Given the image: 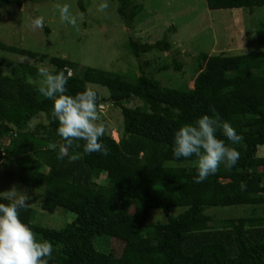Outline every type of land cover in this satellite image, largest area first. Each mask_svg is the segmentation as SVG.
Here are the masks:
<instances>
[{
  "label": "trees",
  "instance_id": "1",
  "mask_svg": "<svg viewBox=\"0 0 264 264\" xmlns=\"http://www.w3.org/2000/svg\"><path fill=\"white\" fill-rule=\"evenodd\" d=\"M23 1L38 0H0V8L20 6ZM205 1L209 9L264 5V0ZM117 2L118 14L132 29L142 4ZM79 7L85 13L82 0ZM129 45L140 72L134 80L91 67L78 72L70 59H48L54 68L51 72L73 74L67 94L74 96L90 88L89 83L104 81L109 104L120 107L119 139L108 133L102 138L108 154H85L80 141V148L69 149V155L78 156L72 163L68 156L58 160V149L48 148L63 140L57 134L58 121L51 116L52 101L39 94V85L28 80L37 75L38 67L21 63L19 72L5 74V68H14L13 62L0 56V135L15 137L12 146L0 142V159L32 155L29 164L20 169L19 180L42 188V209L52 213L63 207L74 214L64 227L49 228L34 223L35 212L28 205L20 210L21 221L38 239L53 244L49 264H264V156L257 155L258 146L264 145V49L236 55L200 53L190 81L192 88L186 84L173 88L148 76L140 59L154 48L169 51L167 40L140 43L130 35ZM0 49L37 57L31 50L1 42ZM173 64L176 70L182 67L176 58ZM132 99L139 100L140 106H129ZM210 107L242 135L240 144L231 145L239 151L240 159L230 171L221 165L215 175L196 183V157L173 156L174 133L203 114L212 115ZM40 114L45 121L32 127L31 121ZM217 136L230 144L219 130ZM101 173H105L104 184L99 186L96 178ZM242 182L246 185L243 190ZM114 188L136 193L142 201L116 203L110 195ZM237 204L255 207L247 216L218 215V219L207 210ZM172 206L186 208L168 215L165 223L147 224L151 209L167 213ZM96 235L111 237L113 246L108 252L95 247Z\"/></svg>",
  "mask_w": 264,
  "mask_h": 264
},
{
  "label": "rangeland",
  "instance_id": "2",
  "mask_svg": "<svg viewBox=\"0 0 264 264\" xmlns=\"http://www.w3.org/2000/svg\"><path fill=\"white\" fill-rule=\"evenodd\" d=\"M142 4V9L135 15L132 29L125 26L117 12V0H108L110 5L107 18L97 11L101 0H82L85 7L83 21L76 27L61 23L57 4H69L73 15L82 13L79 0H38L23 1L20 6L7 4L0 17V42L31 50L37 54L35 59L27 58L18 53L0 49V56L13 62L14 68H5V74L20 71L21 63H31L38 67L54 68L48 61L50 57H62L74 61L80 72L87 67L120 74L128 80L139 75L138 60L129 45L131 35L140 43H155L167 40L171 44L169 51L154 48L141 55L145 73L161 83L162 86L179 88L190 82L196 70V56L200 53H226L236 55L250 49H264V5L252 9L220 8L209 9L205 0H134ZM43 16L44 28L33 30L31 20ZM176 58L182 64L180 70L174 68ZM44 59V60H42ZM167 66V69L162 68ZM28 80L40 85L41 77L37 75ZM105 82L89 83L88 87L99 92L102 102L108 100L109 92ZM108 103L100 104L99 113L102 122L108 128V134L119 139L122 130L120 107ZM104 103V102H103ZM129 106H140V101L132 99ZM45 121L44 114L33 118L31 126L38 121ZM13 139L1 133V144L12 146ZM257 155L264 156V145L258 146ZM25 156V157H24ZM32 155L21 154L11 158L0 159V192L13 186L25 191L30 196L29 206L34 209V223L44 227L60 229L70 223L74 214L63 207L48 212L41 207L43 190L41 187L29 185L19 180L18 175L23 164H29ZM105 173L96 178L97 184H104ZM110 195L116 203L124 200L131 204L142 201V196L114 188ZM254 204H237L227 206H211L207 210L214 218L243 217L251 211ZM262 205V204H257ZM133 208V206L131 207ZM185 206H172L167 213L161 209H151L147 224L165 223L168 215H177L185 210ZM108 235H96L95 247L108 252L113 243ZM112 243V244H111Z\"/></svg>",
  "mask_w": 264,
  "mask_h": 264
},
{
  "label": "clouds",
  "instance_id": "3",
  "mask_svg": "<svg viewBox=\"0 0 264 264\" xmlns=\"http://www.w3.org/2000/svg\"><path fill=\"white\" fill-rule=\"evenodd\" d=\"M61 23L76 27L83 21V13L79 17L72 14L69 4H57ZM110 5L108 0H101L97 11L105 14ZM4 11L0 8V13ZM33 30L44 28L43 16H36L31 20ZM41 83L38 92L44 98L52 101V119L58 121L57 134L63 143L57 145L50 143L48 148L52 151L58 149V160L68 156L69 163L78 159V156L69 155V149L80 148L83 141L85 154H108L107 146L102 138L108 132L107 126L102 122L99 113L101 100L92 88L77 93L67 94V84L72 73L64 71L51 72L47 67L38 69ZM212 115H201L194 124H184L174 133L173 156L177 159L196 157L197 176L196 183H202L209 176L215 175L223 165L230 171L239 161L240 153L231 145L242 142V135L238 134L228 122L220 120L218 113L210 107ZM218 130L225 139L218 138ZM246 185L242 182L241 189ZM30 196L15 186L7 191L0 192V264H49L53 256L54 246L46 239H38L28 225L20 219V210L26 209Z\"/></svg>",
  "mask_w": 264,
  "mask_h": 264
},
{
  "label": "water",
  "instance_id": "4",
  "mask_svg": "<svg viewBox=\"0 0 264 264\" xmlns=\"http://www.w3.org/2000/svg\"><path fill=\"white\" fill-rule=\"evenodd\" d=\"M107 101H108V100H105V101L102 100V102H107Z\"/></svg>",
  "mask_w": 264,
  "mask_h": 264
}]
</instances>
